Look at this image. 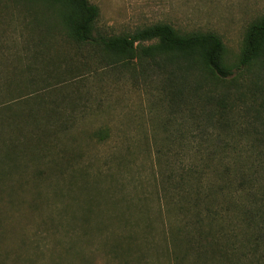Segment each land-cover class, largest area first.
Masks as SVG:
<instances>
[{
  "label": "rangeland",
  "instance_id": "374dc122",
  "mask_svg": "<svg viewBox=\"0 0 264 264\" xmlns=\"http://www.w3.org/2000/svg\"><path fill=\"white\" fill-rule=\"evenodd\" d=\"M89 1L102 34L158 22L213 32L233 65L264 15V0ZM60 12L0 0V264H197L181 245L192 216L179 207L183 186L195 172L214 181L208 166L252 143L210 123L204 98L215 90L237 102L254 74L214 89L169 58L117 61L75 41ZM101 128L104 140L94 137Z\"/></svg>",
  "mask_w": 264,
  "mask_h": 264
},
{
  "label": "trees",
  "instance_id": "16d2710c",
  "mask_svg": "<svg viewBox=\"0 0 264 264\" xmlns=\"http://www.w3.org/2000/svg\"><path fill=\"white\" fill-rule=\"evenodd\" d=\"M44 1L60 7L61 21L75 41L100 47L117 61L169 58L175 69L209 80L214 89L238 73L254 74L237 102L228 92L210 90L205 95L210 123L229 134L245 133L252 143L235 146L233 162L208 166L214 181L203 182L197 172L187 179L193 184L188 191L181 185L180 200L187 204L179 207L192 212L183 226L181 245L196 253L197 264H207L208 257L228 264H264V15L248 25L233 65L226 61L221 37L213 32L182 33L171 24L158 22L131 33L105 35L95 27L99 7L89 0ZM107 136L103 128L94 132L100 140ZM175 260L179 263L181 258Z\"/></svg>",
  "mask_w": 264,
  "mask_h": 264
}]
</instances>
